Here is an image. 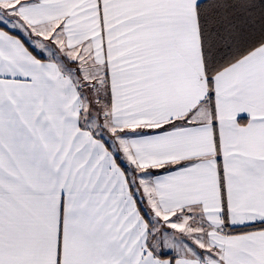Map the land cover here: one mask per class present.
<instances>
[{"label":"snow or ice","instance_id":"6c2138e0","mask_svg":"<svg viewBox=\"0 0 264 264\" xmlns=\"http://www.w3.org/2000/svg\"><path fill=\"white\" fill-rule=\"evenodd\" d=\"M0 264H264V0H0Z\"/></svg>","mask_w":264,"mask_h":264}]
</instances>
